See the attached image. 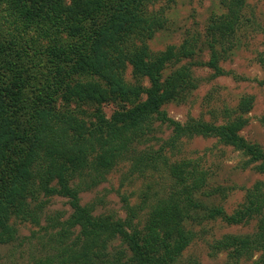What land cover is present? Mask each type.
Listing matches in <instances>:
<instances>
[{
	"label": "trees",
	"instance_id": "obj_1",
	"mask_svg": "<svg viewBox=\"0 0 264 264\" xmlns=\"http://www.w3.org/2000/svg\"><path fill=\"white\" fill-rule=\"evenodd\" d=\"M242 2H226L232 22L226 21L223 30L234 23ZM163 22L148 0H0V34L10 36L6 45L8 39L0 35V244L15 238L11 218L26 219L27 199L39 187L67 198L72 215L33 264H181L195 237L184 222L191 210L202 208L194 194L205 189L209 176L186 159L170 163L163 150L138 156L155 120L172 128L166 141L171 149L187 137H215L264 171V151L238 132L243 121L180 124L163 109L194 82L187 67L164 79L175 52L154 56L143 45ZM128 69L134 84L126 81ZM114 99L129 107L108 118L102 105ZM126 158L141 172L162 165L176 185L151 208L143 226L129 207L125 219L94 216L73 185L86 169L102 174ZM206 212L204 219H221L228 226L257 221L252 233L225 235L210 248L226 253L229 264H264V183L248 191L233 213Z\"/></svg>",
	"mask_w": 264,
	"mask_h": 264
},
{
	"label": "rangeland",
	"instance_id": "obj_2",
	"mask_svg": "<svg viewBox=\"0 0 264 264\" xmlns=\"http://www.w3.org/2000/svg\"><path fill=\"white\" fill-rule=\"evenodd\" d=\"M230 1L148 0L151 12L163 19L164 26L142 43L154 56L169 49L175 52L163 72L164 79L182 67H187L194 79L189 90L164 105L171 119L180 124L204 122L215 126L243 121L239 134L264 151V85L261 84L264 78V0H243L241 8L235 11L234 23L225 31L224 27L229 25L226 21L232 22V18L227 19L230 11L226 2ZM0 35L8 39V45L10 36ZM26 36L30 38L33 34ZM133 42L140 43L139 40ZM125 78L128 83H135L130 69ZM143 84L147 87L148 81L144 80ZM123 107L129 104L120 99L102 105L108 118ZM83 109L91 111L90 107ZM152 127V132H148L138 146L141 152L138 156L163 150L170 163L186 159L209 176L205 189L194 194L202 208L191 210L184 222L195 237L183 253L181 264H229L226 253L214 254L210 245L225 235L252 233L257 221L228 226L221 219H204L206 211L222 208L231 214L239 209L248 191L264 183V171L261 172L259 164L252 162L247 154L219 138L187 137L171 149L166 141L173 136L172 128L160 120H155ZM161 168L159 165L141 172L133 160L126 158L102 174L86 169L73 185L80 188L81 204L91 209L94 216L125 219L129 207L142 217L143 226L151 208L176 191L170 174ZM49 182L51 187L55 186V181ZM27 200L26 219L14 215L10 221L16 231L15 238L0 244V264H33L45 255L49 238L61 230L72 215L67 198L47 195L39 187L35 197ZM74 232L77 235L79 229L75 228ZM113 245L119 246V241Z\"/></svg>",
	"mask_w": 264,
	"mask_h": 264
}]
</instances>
